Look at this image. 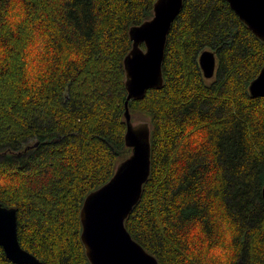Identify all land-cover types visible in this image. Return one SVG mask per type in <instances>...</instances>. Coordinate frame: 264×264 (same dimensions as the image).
<instances>
[{"label": "trees", "instance_id": "trees-1", "mask_svg": "<svg viewBox=\"0 0 264 264\" xmlns=\"http://www.w3.org/2000/svg\"><path fill=\"white\" fill-rule=\"evenodd\" d=\"M154 2L23 0L28 18L12 32L11 0H0V45L9 50L0 62V173L12 180L0 202L17 208L20 244L38 264H90L80 209L130 153L124 58L130 27L151 17ZM36 27L51 30L57 56L32 90L23 50ZM73 45L86 59L60 70L59 53ZM207 49L218 59L211 83L199 64ZM263 65L264 41L228 0L184 1L168 35L164 85L129 104L151 122L152 168L126 226L159 264H198L188 256L191 223L200 220L214 243L226 218L239 229L235 264H264V96L248 89ZM0 264H17L2 246Z\"/></svg>", "mask_w": 264, "mask_h": 264}, {"label": "water", "instance_id": "water-1", "mask_svg": "<svg viewBox=\"0 0 264 264\" xmlns=\"http://www.w3.org/2000/svg\"><path fill=\"white\" fill-rule=\"evenodd\" d=\"M185 0H155L151 17L129 29L132 48L124 58L126 122L125 145L130 149L112 177L89 192L80 209L81 240L90 264H159L155 255L136 241L126 220L139 203L152 168V125L135 120L130 101L143 98L151 88L164 85L163 63L168 35ZM232 9L255 36L264 41V0H228ZM144 44V46H143ZM206 78L216 73V56L204 50L199 57ZM252 97L264 96V65L248 86ZM264 193V188H263ZM0 246L17 264H38L23 248L18 236L16 207L0 202Z\"/></svg>", "mask_w": 264, "mask_h": 264}, {"label": "clouds", "instance_id": "clouds-1", "mask_svg": "<svg viewBox=\"0 0 264 264\" xmlns=\"http://www.w3.org/2000/svg\"><path fill=\"white\" fill-rule=\"evenodd\" d=\"M28 13L23 0H11L5 16L6 28L16 32L26 22ZM52 32L44 27H36L31 33V39L23 50L24 80L29 89L38 90L48 75L49 64L55 63L57 53L50 48ZM8 47L0 45V62L8 58ZM86 55L80 48L70 46L59 53L60 70H67L69 65H82ZM36 68L30 72L29 68ZM12 184L10 174L0 173V189H6ZM210 216H215L214 208L209 210ZM214 243L208 240L205 225L200 220L191 223L188 230V256L198 264H235L237 249L235 241L239 236L238 225L226 218L220 221L214 229ZM203 241L204 243H200Z\"/></svg>", "mask_w": 264, "mask_h": 264}, {"label": "rangeland", "instance_id": "rangeland-1", "mask_svg": "<svg viewBox=\"0 0 264 264\" xmlns=\"http://www.w3.org/2000/svg\"><path fill=\"white\" fill-rule=\"evenodd\" d=\"M215 77H216V74L212 78H206L205 77V80L207 81V83H211L212 81L215 80ZM134 118H135V120H147L146 118H148V117L145 116L144 114L135 113ZM34 143H35L34 141L27 142L26 145L23 147V150L32 147L34 145Z\"/></svg>", "mask_w": 264, "mask_h": 264}, {"label": "flooded vegetation", "instance_id": "flooded-vegetation-1", "mask_svg": "<svg viewBox=\"0 0 264 264\" xmlns=\"http://www.w3.org/2000/svg\"><path fill=\"white\" fill-rule=\"evenodd\" d=\"M215 53V56H216V63H217V66H218V59H217V55H216V52L214 51ZM200 57V56H199ZM200 64V63H199ZM216 71H217V67H216ZM216 74V73H215Z\"/></svg>", "mask_w": 264, "mask_h": 264}]
</instances>
